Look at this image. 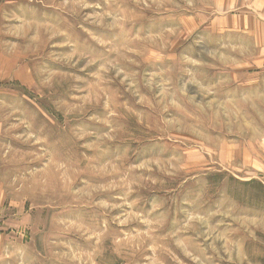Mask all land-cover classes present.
I'll return each instance as SVG.
<instances>
[{
    "label": "rangeland",
    "instance_id": "1",
    "mask_svg": "<svg viewBox=\"0 0 264 264\" xmlns=\"http://www.w3.org/2000/svg\"><path fill=\"white\" fill-rule=\"evenodd\" d=\"M0 264H264V0H0Z\"/></svg>",
    "mask_w": 264,
    "mask_h": 264
}]
</instances>
